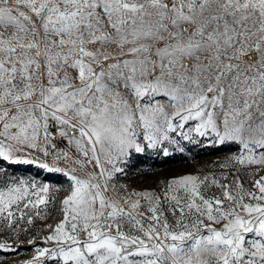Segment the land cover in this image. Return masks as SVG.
Masks as SVG:
<instances>
[{"label": "snow or ice", "instance_id": "snow-or-ice-1", "mask_svg": "<svg viewBox=\"0 0 264 264\" xmlns=\"http://www.w3.org/2000/svg\"><path fill=\"white\" fill-rule=\"evenodd\" d=\"M201 138L235 145L219 176L117 191L134 154ZM34 153L70 187L20 264H264V0H0V160ZM50 191L25 178L0 187L17 244L0 252L46 218Z\"/></svg>", "mask_w": 264, "mask_h": 264}, {"label": "rangeland", "instance_id": "rangeland-1", "mask_svg": "<svg viewBox=\"0 0 264 264\" xmlns=\"http://www.w3.org/2000/svg\"><path fill=\"white\" fill-rule=\"evenodd\" d=\"M176 139H179L176 134H173ZM58 149L64 148L65 144L61 138L57 135L54 141ZM180 146L185 150L179 151V147L176 145H167L169 156L165 157L162 153H158L153 150H146L143 154H134L125 167L124 174H116L115 185L117 191H120L121 185H126L129 190L141 191L151 190L159 193L162 185V181L174 176L183 174H214L219 176L226 170L219 167L224 163L230 155L234 154L235 145H218L213 142L211 138H201L199 143H190L187 141H180ZM32 159L37 161L30 165H12L6 161L0 160V187L6 182L12 179L25 178L35 179L37 183H46L49 188L52 189L49 195L54 198L55 203H50L47 206L46 213L44 212L45 206L41 205V212L46 218L33 217L34 223L29 226V232L27 234L21 233L20 243L17 252H0V264H20L21 261L30 260L32 258L34 249L37 245H41L42 237L48 235L46 230L48 225L53 227L62 218L60 211L63 198L68 194L70 187V181L61 172L49 173L43 168L38 166L40 162H46L49 164H55L56 161L53 156L44 157L40 153H34ZM57 166L64 167L65 162L60 161ZM93 171L91 166L85 169H77L76 174L79 176H86L88 172ZM249 169H241L238 175L241 177V182L245 184V187H250V181L245 180L244 177L249 172ZM229 180L233 178L232 170H227ZM264 175V171L259 173ZM120 194H123L122 192ZM220 195L219 189L211 188L206 191V195ZM109 195L114 193L109 192ZM170 222L173 221V217L170 213L166 212ZM126 229L128 225L124 226ZM219 227V226H217ZM44 230V231H41ZM36 236V245H29L27 239L31 236ZM7 241L12 244L13 247H17V244L13 240V233L0 225V242ZM47 264H56L55 261L49 260Z\"/></svg>", "mask_w": 264, "mask_h": 264}]
</instances>
